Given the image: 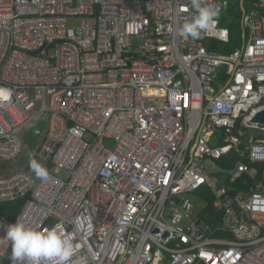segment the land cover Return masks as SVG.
Here are the masks:
<instances>
[{"label":"built area","instance_id":"1","mask_svg":"<svg viewBox=\"0 0 264 264\" xmlns=\"http://www.w3.org/2000/svg\"><path fill=\"white\" fill-rule=\"evenodd\" d=\"M248 1L243 45L222 54L204 43L229 42L231 0H201L218 16L198 39L180 32L191 0H0V163L29 155L0 174V205L24 201L0 214V264L16 221L61 225L68 264H264V0ZM231 151L247 163L229 182L256 180L235 195L216 177Z\"/></svg>","mask_w":264,"mask_h":264},{"label":"clouds","instance_id":"2","mask_svg":"<svg viewBox=\"0 0 264 264\" xmlns=\"http://www.w3.org/2000/svg\"><path fill=\"white\" fill-rule=\"evenodd\" d=\"M191 6L196 15L190 22L182 25L180 32L184 37L198 39L202 31L216 22L218 10L213 6L203 5L201 0H191ZM30 170L42 181L49 178L46 167L35 159L30 161ZM5 237L11 245L12 264H24L28 260L32 261V264H39L42 259L50 264H68L74 249L78 247L64 237L62 226L59 224L50 229L36 230L16 221L5 227Z\"/></svg>","mask_w":264,"mask_h":264},{"label":"trees","instance_id":"3","mask_svg":"<svg viewBox=\"0 0 264 264\" xmlns=\"http://www.w3.org/2000/svg\"><path fill=\"white\" fill-rule=\"evenodd\" d=\"M250 2L248 0L244 1V4L241 5V0H231L229 8L218 16L220 26L227 28L229 31V42L223 44L213 40H207L204 45L210 51L219 52L222 54H229L238 49H240L244 42L243 31L241 29V19L244 12L249 11ZM246 139H243L245 142ZM238 162L247 161L239 156L236 151H231L229 154L224 156L218 165L221 168L222 172L216 177L218 179V187L226 189V192L230 195H235L238 192H246L248 188L253 186L255 181H251L247 176L242 177L235 183L229 182V175L225 174L232 170ZM264 169V165L261 166V170ZM260 177L257 178V180ZM203 201L206 203V208L202 211V218L210 225H213L210 220L209 215L214 213L212 208L213 196L210 194L208 189L202 190ZM24 201L18 200L14 203H7L0 205V214L8 220H13L16 214L20 211Z\"/></svg>","mask_w":264,"mask_h":264},{"label":"water","instance_id":"4","mask_svg":"<svg viewBox=\"0 0 264 264\" xmlns=\"http://www.w3.org/2000/svg\"><path fill=\"white\" fill-rule=\"evenodd\" d=\"M253 122L263 123L264 124V111L257 114L253 119ZM45 126V122L40 121L35 127L27 131L23 135V141L27 145L28 152L31 153L35 147L37 146V140L39 135L42 133L43 128ZM29 155L27 154L25 157L19 159L14 165V169H21L23 165L28 161Z\"/></svg>","mask_w":264,"mask_h":264},{"label":"rangeland","instance_id":"5","mask_svg":"<svg viewBox=\"0 0 264 264\" xmlns=\"http://www.w3.org/2000/svg\"><path fill=\"white\" fill-rule=\"evenodd\" d=\"M9 171H15L12 163H0V174L3 172L8 173Z\"/></svg>","mask_w":264,"mask_h":264},{"label":"bare ground","instance_id":"6","mask_svg":"<svg viewBox=\"0 0 264 264\" xmlns=\"http://www.w3.org/2000/svg\"><path fill=\"white\" fill-rule=\"evenodd\" d=\"M219 188V187H218ZM226 190V189H225ZM231 195V194H230Z\"/></svg>","mask_w":264,"mask_h":264}]
</instances>
